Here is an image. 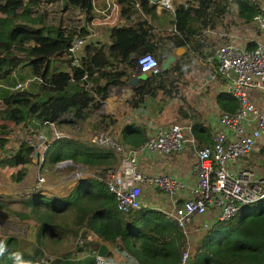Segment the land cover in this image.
Wrapping results in <instances>:
<instances>
[{"label": "trees", "instance_id": "obj_1", "mask_svg": "<svg viewBox=\"0 0 264 264\" xmlns=\"http://www.w3.org/2000/svg\"><path fill=\"white\" fill-rule=\"evenodd\" d=\"M139 3L145 15L154 13L148 0H0V124H12L18 129L36 132L54 123L61 130L70 125L77 135L51 138L46 135V150L41 167L54 166L70 159L100 174L109 173L119 157L108 146L91 142L96 132L110 131L118 121V114L99 113L108 96L109 86L128 80L130 56L148 54L161 62L177 48H185L167 70L151 74L134 86V94L127 101L137 106L146 94L158 89L174 88L176 78L169 73L183 67L190 47L196 43L192 29L213 28L228 11L229 2L238 5V14L245 23L252 21L259 5L253 0H169L174 9L171 30L159 31L146 19L131 22L130 15ZM125 18V25L111 28L110 40L101 46L90 42L82 57L81 67L70 66L67 48L77 34H87L89 23L103 19L105 11H114ZM54 62H64L60 69ZM55 67H54V66ZM69 69V70H68ZM86 75V77H84ZM36 82L38 88L15 90L17 83ZM218 103L223 111H232L235 101L222 93ZM98 119L89 122L91 115ZM116 115V116H115ZM47 123V124H44ZM32 127H29V126ZM78 125L84 128L77 132ZM77 129H76V128ZM89 130V131H88ZM200 144L208 141V130L198 122L192 125ZM89 139L84 136L89 135ZM144 129L135 124L123 129L122 140L137 146L145 140ZM19 140V139H18ZM15 142L16 151L9 152L1 166L17 167L12 181L21 182L28 173L36 147L23 137ZM8 139L0 136V148L7 150ZM7 153V152H6ZM37 158H40V154ZM46 198V199H45ZM24 211L17 210L14 218L28 224V235L34 227L36 243L31 252L23 246V237L1 236L0 264H93V258L68 261L71 256L53 257L44 251L46 239H72L94 233L101 242L111 247L106 264H179L184 236L179 227L161 211L142 208L137 213L118 210L115 197L103 183V176H89L78 180L72 190L62 197H45L38 192L20 199ZM259 202H263L262 199ZM258 203V202H257ZM256 204V203H254ZM46 209H41V207ZM247 206L228 221L215 222L188 264H264V205ZM69 220H57L61 214ZM30 223V224H29ZM34 230V229H33ZM22 244V245H21ZM96 242L94 247L99 246ZM88 249L91 239H85ZM78 249H83L78 247ZM111 251V250H110Z\"/></svg>", "mask_w": 264, "mask_h": 264}, {"label": "built area", "instance_id": "obj_2", "mask_svg": "<svg viewBox=\"0 0 264 264\" xmlns=\"http://www.w3.org/2000/svg\"><path fill=\"white\" fill-rule=\"evenodd\" d=\"M157 4L170 7L169 0H161ZM135 6H139L138 1ZM112 8L117 14L115 5ZM251 22L264 35V4L259 6ZM92 26L94 22L89 23L87 34L79 33L71 39L67 48L70 66L81 67L86 46L96 41ZM208 59L216 65V70L209 74V80L223 78L228 83V91L236 105L232 111H221L216 116L210 142L194 151V184H185L167 174L144 175L138 168L139 157L143 154L166 155L180 151L187 141L186 132L191 131L190 125L171 124L167 128L155 129L137 146L117 141L106 131L91 136V142L112 148L119 157L116 167L103 179L108 191L114 195L119 211L135 214L141 210L142 186L145 185L156 187L168 196L170 207L158 210L173 221L184 236L179 264H188L189 234L194 227L208 228L212 222L228 221L245 207L264 199V173H258L254 167L237 166L251 155L264 137V108H257L248 98L249 91L264 95V41L257 42L251 49L228 41L215 46ZM137 66L141 72L149 71L153 75L161 72L160 62L148 54L137 56ZM25 88H29L28 81L17 83L14 87L15 90ZM205 125L211 127L209 122ZM47 126L53 130L54 138L63 136L54 123H48ZM30 140L27 138V141ZM38 144L42 146V153L37 148ZM38 144L35 151L39 152L40 158L36 154L32 162L40 168L43 161L41 156L47 145V138L42 132H39ZM70 164L74 165L65 160L57 166ZM77 167L70 180L77 181L90 176L84 173L82 166ZM43 181L42 176L37 177L33 191L41 187ZM177 195H182V201ZM206 214H209L210 219L204 222L202 218ZM27 231L26 223L14 219L0 228L1 233L18 238L25 237ZM89 236L91 240L96 238L94 233L93 237ZM82 243L83 239H79V244ZM94 246L95 243L77 258L92 257L93 264H106L107 257L99 256V246Z\"/></svg>", "mask_w": 264, "mask_h": 264}, {"label": "crops", "instance_id": "obj_3", "mask_svg": "<svg viewBox=\"0 0 264 264\" xmlns=\"http://www.w3.org/2000/svg\"><path fill=\"white\" fill-rule=\"evenodd\" d=\"M253 1L258 5L264 4V0ZM155 4L154 13L148 16L142 12L140 6H134L130 15L131 22L146 19L153 29L159 31L171 30L174 21V9L171 6L167 8ZM124 23L125 18L123 15L115 14L114 11L108 13L105 11L104 18L97 19L94 21V26H92L95 42H98L96 44L101 46L109 42L111 28L114 25H125ZM198 27V23L194 22L192 24L196 43L193 48L189 46L191 54L184 61L183 67L179 70V73L175 71L167 76L170 79L177 77L173 89L167 86L166 91L161 88L154 94L143 95L142 100L137 103V106L133 107L127 101L134 94V86L128 84L127 80L120 85L109 86L108 96L101 105L103 110H99V113L118 114L117 123L110 131L106 132L116 135V139L126 145L128 144L122 140V132L124 128L131 124L142 127L146 137L153 130L167 128L171 124L190 125L191 131L186 132L187 141L180 151L166 155L143 154L139 157L138 162L139 171L144 175L167 174L189 185L195 182L192 171V165L195 161L194 151L210 142L216 116L223 111L218 103V96L222 93L231 95L228 91V83L223 78L216 77L209 80V74L216 70V65L208 59L212 49L228 41L251 49L255 47L257 42L264 41V35L252 25L251 21L245 23L242 20L238 14V5L234 2H229L228 11L221 18H218L213 28L199 30ZM99 30L101 34H99ZM184 53H186L185 48L184 51L179 53V56ZM134 69L132 66L128 68L129 71ZM129 78L130 75L128 74ZM139 83L141 84V81H138L137 85ZM248 98L257 108H264V95L262 93L249 91ZM97 119L98 114H93L89 122L94 123ZM194 122L202 124L208 130L209 137L206 143L200 144L194 136L192 131ZM206 122H209L211 127L205 125ZM88 124L83 127L87 128ZM76 127L78 130L84 129L81 126L78 127V125ZM48 128V126L45 127V129ZM81 166L83 169H87L85 166ZM237 166L254 167L258 173H264V137L259 140L251 155L241 160ZM30 170L31 168L24 179L30 175ZM76 182H74V185ZM181 196H176L179 201L183 199ZM168 199V196L161 193L158 188L148 185L142 186L141 202L143 207L146 206V203H149L151 206L148 207L152 209H164L170 207ZM209 219V214H206L202 221L207 222ZM89 234L93 235L91 232ZM99 241L100 244L104 243L97 236L95 239L93 238L92 246ZM108 247L111 250V247Z\"/></svg>", "mask_w": 264, "mask_h": 264}, {"label": "rangeland", "instance_id": "obj_4", "mask_svg": "<svg viewBox=\"0 0 264 264\" xmlns=\"http://www.w3.org/2000/svg\"><path fill=\"white\" fill-rule=\"evenodd\" d=\"M99 34H101L100 30H99ZM179 53H181V51H179ZM54 65L58 66L60 69L67 68L64 62H54ZM29 87L31 90L36 91L38 88V84H36V82H32L31 84H29ZM65 126L68 127V130H66V128H64V130H61L60 129L61 126L57 127L58 131H60L59 133H62L63 135H67L69 137H75L77 135L75 130L72 129L70 125L63 124L62 127ZM29 127L32 126L30 125ZM88 127L87 129L91 130V133L92 132L94 134L97 133L95 129ZM83 131L84 129L77 132L82 133ZM39 132H42L45 136L48 135L49 138L53 137L51 133V129L49 128L45 129V126L40 127L38 130H36V132H32L28 128V126L22 129H18L15 126H12V124H8V123L0 124V136L8 139L7 150H6L7 153L4 152L5 148L3 149L0 148V163L5 157H7L9 152L17 150L15 142L18 139L19 142L23 137H25L26 139L30 138L33 144L36 146L39 143ZM109 134L115 140H117L116 135L111 133ZM84 137L89 139L90 134ZM37 148L39 152L42 153L43 151L42 146L40 147L38 144ZM73 163L74 165L70 164L65 166H57L56 164L54 166L44 165L43 167L38 168V166L31 161V164L27 166L28 170L31 168L30 170L31 173L20 183H15L14 181H12L13 179L11 178L12 177L11 175H13L14 172H16L20 166L9 167V166L0 165V228H2V224L9 222L11 219L16 220L14 218L15 217L14 213L17 212V210L20 212L24 211V208L22 207V203H20L19 200L32 195L34 192H38L40 193V195H43L45 197H56V196L62 197L67 195L72 190L74 182H76L70 179L72 178L73 173L77 171L78 168L77 166L81 167V164L75 162ZM83 171L86 175H90V176L99 175L101 177L103 176V179L107 174V172L106 174H100V171L95 169H83ZM39 176H42L44 178V181L42 182L41 187H38L36 191H33V187L36 185L37 177ZM262 205H264L263 202H258L256 204H253V206H258V207ZM148 206L151 205L149 203H146V206L144 208H150ZM41 209H46V208L42 206ZM62 215H65V213L59 216L55 215V218L60 221L63 219L64 220L70 219V217L66 218L67 216L63 218ZM213 224H210L208 228H201V226H197L194 227L193 230H191V233L189 234L190 258L193 257L194 253L196 252L195 248L201 243L203 236L206 235L208 229H210V227H212ZM33 229L31 230L33 231L31 238L27 236L28 233L25 237L19 238V239L26 238V240L22 241L23 242L22 244L27 252H31L32 247L36 243V238H35L36 228L34 227ZM0 235L7 236L9 234L0 232ZM79 239H83L82 244H79ZM85 239L86 240L90 239V236L88 235L87 237H81L77 239H72L68 236L64 237L63 239H59V238L46 239L44 240V242L47 244V246L44 247V251H46L48 255H51L53 257L71 256L68 258V261H73L74 263H76L77 262L76 260H79L77 257L81 256L83 253L87 251L86 245H84ZM78 247H82L83 249H78ZM110 252L112 253V249Z\"/></svg>", "mask_w": 264, "mask_h": 264}, {"label": "water", "instance_id": "obj_5", "mask_svg": "<svg viewBox=\"0 0 264 264\" xmlns=\"http://www.w3.org/2000/svg\"><path fill=\"white\" fill-rule=\"evenodd\" d=\"M154 3H158L161 0H151ZM179 51H184V48H177L174 53L169 54L162 62H161V68L163 71L167 70L169 68V66L176 61L177 57L180 55ZM129 62L131 63L132 67H134L135 69L132 71H128V74L130 75V78L128 79V84H130L131 86H136L138 81L144 80L146 79L148 76L151 75V73L149 71L147 72H141L140 71V67L137 66V56L135 54H132L130 56ZM34 156H36V153L34 154ZM72 162V161H70ZM73 163V162H72ZM99 256L102 257H108L111 252L109 250V247L105 244L102 243L99 245L98 247V251H97Z\"/></svg>", "mask_w": 264, "mask_h": 264}, {"label": "clouds", "instance_id": "obj_6", "mask_svg": "<svg viewBox=\"0 0 264 264\" xmlns=\"http://www.w3.org/2000/svg\"><path fill=\"white\" fill-rule=\"evenodd\" d=\"M69 161H71L70 159H68ZM3 251V245H0V252Z\"/></svg>", "mask_w": 264, "mask_h": 264}, {"label": "bare ground", "instance_id": "obj_7", "mask_svg": "<svg viewBox=\"0 0 264 264\" xmlns=\"http://www.w3.org/2000/svg\"><path fill=\"white\" fill-rule=\"evenodd\" d=\"M175 9V8H174ZM88 26V25H87ZM85 35V34H84ZM69 46V45H68Z\"/></svg>", "mask_w": 264, "mask_h": 264}]
</instances>
